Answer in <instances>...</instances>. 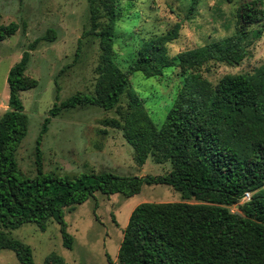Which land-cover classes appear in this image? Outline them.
I'll return each mask as SVG.
<instances>
[{
  "label": "trees",
  "instance_id": "obj_1",
  "mask_svg": "<svg viewBox=\"0 0 264 264\" xmlns=\"http://www.w3.org/2000/svg\"><path fill=\"white\" fill-rule=\"evenodd\" d=\"M189 1L187 19L201 2ZM88 8L84 35L95 36L100 50L94 90L77 91L49 109L35 140L34 175L19 166L16 156L28 130L19 93L37 85L25 75L29 52L24 51L8 70V109L0 115V250L13 251L20 264H35L30 245L12 237L10 230L34 223L44 231L54 219L63 245L71 248L74 238L67 231L66 208L71 211L96 193L128 198L144 184H166L184 200L198 202L137 204L123 229L118 264H264V63L251 73L225 74L215 84L201 73L211 61L238 65L248 56L250 45L262 34V0L237 7L231 34L171 56L167 44L178 36L180 23H176L145 39L125 68L113 59L122 0H88ZM16 29L14 22L0 25V40ZM53 37L54 31L48 29L29 46ZM166 67L178 68L184 79L157 127L128 87L133 73L149 78ZM124 94L128 99L122 104ZM85 106L117 113L104 123L122 131L138 165L152 157L156 163L169 162L170 170L144 176L46 170L40 146L51 118ZM246 192L250 197L243 200ZM232 205L239 212L231 211ZM44 264L67 262L52 252Z\"/></svg>",
  "mask_w": 264,
  "mask_h": 264
},
{
  "label": "rangeland",
  "instance_id": "obj_2",
  "mask_svg": "<svg viewBox=\"0 0 264 264\" xmlns=\"http://www.w3.org/2000/svg\"><path fill=\"white\" fill-rule=\"evenodd\" d=\"M129 1V2H125ZM249 0H201L191 18H186L189 0H122L123 13L115 27L113 59L121 68L131 62L145 39L165 33L180 23L176 39L167 44L169 55L218 40L232 33L237 7ZM264 7V0H262ZM88 0H0V25L17 24L15 33L0 40V115L8 109L7 74L24 51L29 52L25 75L37 85L21 91L28 130L17 151L19 166L34 175V147L43 119L54 102L79 92H93L99 41L84 35L89 27ZM261 26L254 24L252 27ZM54 31L51 40L43 37ZM249 54L238 65L209 62L201 73L215 84L225 74L251 73L264 63V23L261 37L249 47ZM178 68L166 67L160 75L146 78L140 72L130 76L128 90L139 97L153 123L160 127L166 106L183 83ZM56 95L58 96L56 98ZM128 95L122 97V104ZM117 117L114 110L98 106L62 110L51 118L41 141L44 168L56 172H101L116 175H156L167 173L170 163H156L149 157L143 165L133 158V148L122 131L104 120ZM250 197V195H249ZM197 203L183 199L180 192L166 184L143 185L131 197L96 193L75 209H65L67 231L73 236L71 248L63 245L59 225L50 219L46 229L24 223L10 230L12 237L30 245L35 264L55 252L67 264H118V249L123 229L133 208L141 202ZM242 202V201H241ZM231 211L239 212L237 205ZM0 264H20L15 253L0 250Z\"/></svg>",
  "mask_w": 264,
  "mask_h": 264
},
{
  "label": "built area",
  "instance_id": "obj_3",
  "mask_svg": "<svg viewBox=\"0 0 264 264\" xmlns=\"http://www.w3.org/2000/svg\"><path fill=\"white\" fill-rule=\"evenodd\" d=\"M249 199V193L246 192L243 196V200H248Z\"/></svg>",
  "mask_w": 264,
  "mask_h": 264
}]
</instances>
